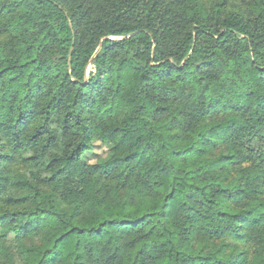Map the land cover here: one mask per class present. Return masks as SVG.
Here are the masks:
<instances>
[{"label": "trees", "instance_id": "obj_1", "mask_svg": "<svg viewBox=\"0 0 264 264\" xmlns=\"http://www.w3.org/2000/svg\"><path fill=\"white\" fill-rule=\"evenodd\" d=\"M0 264H264V0H0Z\"/></svg>", "mask_w": 264, "mask_h": 264}, {"label": "rangeland", "instance_id": "obj_2", "mask_svg": "<svg viewBox=\"0 0 264 264\" xmlns=\"http://www.w3.org/2000/svg\"><path fill=\"white\" fill-rule=\"evenodd\" d=\"M119 177H120V169H119V167H114V168L110 169L102 177V182L104 184H111V183L115 182L116 180H118ZM37 221H38V226H39L38 230L41 232L52 231L55 224H56V219L52 216L41 217Z\"/></svg>", "mask_w": 264, "mask_h": 264}]
</instances>
